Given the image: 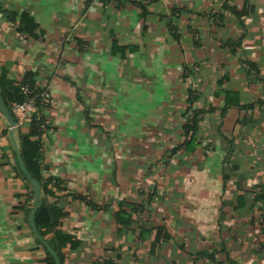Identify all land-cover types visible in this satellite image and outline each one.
I'll use <instances>...</instances> for the list:
<instances>
[{"label":"crops","instance_id":"obj_1","mask_svg":"<svg viewBox=\"0 0 264 264\" xmlns=\"http://www.w3.org/2000/svg\"><path fill=\"white\" fill-rule=\"evenodd\" d=\"M0 68L51 94L42 174L65 191L44 201L80 242L64 264H264V0H0ZM32 201L0 114V264H45ZM120 204L141 206L128 225Z\"/></svg>","mask_w":264,"mask_h":264},{"label":"trees","instance_id":"obj_2","mask_svg":"<svg viewBox=\"0 0 264 264\" xmlns=\"http://www.w3.org/2000/svg\"><path fill=\"white\" fill-rule=\"evenodd\" d=\"M2 14L8 19H15L16 15L6 12L2 10ZM20 23L33 25V20L27 15H22L20 17ZM21 86H28L29 89L33 90L34 94H39L44 90L43 87L36 85L31 77L24 78L22 81H14L8 78L7 71L3 68H0V94L2 97V106L7 109L14 121L17 123V119L12 112L11 104L14 102H19L22 99V95L20 92ZM190 103L192 99L188 100ZM36 105L38 108V112L40 113V119H37L35 116L32 117L27 123L28 132L23 133L20 130V127H17V130L14 132L16 137V142L18 149L20 151V155L22 157L25 168L32 178L40 185V208L35 216V227L39 233V235L47 242V244L54 250L60 264H64V256L61 253V248L66 245L69 246L71 250H76L80 247V242L74 238L72 235L63 234L56 231V228L59 227L62 220L67 216L66 212H64L63 208L53 204L47 205L44 201L47 196H54L55 192L65 191L63 187V181H61L57 177H49L44 178L42 174V160H43V143L42 137L48 129V124L44 116V110L48 105H44L41 103L40 99H36ZM187 123L184 127L185 134L191 133V137H193L197 131L198 127V113L193 112L190 119H186ZM16 170L17 175L20 176L26 183L27 188L30 190V198L33 197V191L31 188L30 181L24 176V174L19 169V166L16 161ZM81 199V198H79ZM254 201L259 204L260 208L258 211L260 212L259 216V224L264 226V186H261V189L254 196ZM88 205L95 208V205L91 202H87ZM123 207H129L134 212H139L140 205H124L120 204V211L116 214V220L118 223L122 225H128L130 223V219L125 218V213L123 212ZM28 215L26 216V221L28 222ZM264 229V228H263ZM55 232L58 236V243H54L53 241H48L46 236ZM37 244L40 245L44 251L45 258L43 262L45 264H55L53 258L50 254L45 250V248L40 244V242L36 239ZM202 256L207 259L212 264H236L228 257V254L225 252V249L221 250H213L211 252H202ZM94 264H115L113 261L108 260L103 263H94Z\"/></svg>","mask_w":264,"mask_h":264},{"label":"water","instance_id":"obj_3","mask_svg":"<svg viewBox=\"0 0 264 264\" xmlns=\"http://www.w3.org/2000/svg\"><path fill=\"white\" fill-rule=\"evenodd\" d=\"M0 114L2 115V117L4 118V120L6 122L8 137H9V140L11 142L13 152H14L17 164L19 166V169L24 174V176L30 181L31 188L33 191L32 211L29 215V226L32 229V232H33L35 238L40 242V244L50 254V256L53 258L55 264H60L58 256L56 255L54 250L39 235V233L35 227V224H34L35 216H36L37 211L40 208V203H39V201H40V185L37 181L32 180V178L30 177V175L28 174V172L25 168L22 157L20 155V151H19L18 146H17L16 137L14 134V132L17 130L16 122L14 121V118L12 117L11 113L2 106L1 94H0Z\"/></svg>","mask_w":264,"mask_h":264},{"label":"built area","instance_id":"obj_4","mask_svg":"<svg viewBox=\"0 0 264 264\" xmlns=\"http://www.w3.org/2000/svg\"><path fill=\"white\" fill-rule=\"evenodd\" d=\"M106 2H114L116 0H103ZM20 92L22 99L19 102L11 104L12 112L14 113L17 123V127H22L27 124L32 117L40 119V113L36 105V99L39 98L41 103L45 106L49 104L51 100L50 92L44 88L39 94H34L33 90L29 89L28 86H21Z\"/></svg>","mask_w":264,"mask_h":264},{"label":"rangeland","instance_id":"obj_5","mask_svg":"<svg viewBox=\"0 0 264 264\" xmlns=\"http://www.w3.org/2000/svg\"><path fill=\"white\" fill-rule=\"evenodd\" d=\"M187 206H189V204L186 203Z\"/></svg>","mask_w":264,"mask_h":264}]
</instances>
